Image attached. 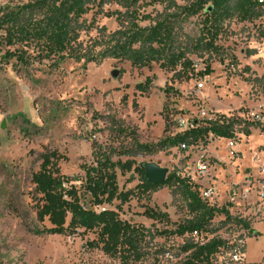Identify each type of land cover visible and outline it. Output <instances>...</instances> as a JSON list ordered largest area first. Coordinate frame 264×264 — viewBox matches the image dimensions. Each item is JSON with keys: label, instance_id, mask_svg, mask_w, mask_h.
I'll return each instance as SVG.
<instances>
[{"label": "rangeland", "instance_id": "rangeland-1", "mask_svg": "<svg viewBox=\"0 0 264 264\" xmlns=\"http://www.w3.org/2000/svg\"><path fill=\"white\" fill-rule=\"evenodd\" d=\"M28 1L0 0V7ZM186 2L179 0L180 4ZM261 12L262 16L254 22H241L237 17L227 21L217 43L220 53L190 54L196 72L203 71L208 64L213 70L208 76L192 78H174V72L164 71L156 64L138 68L115 59L89 64L66 60L59 68L49 67L47 61L23 66L15 58L4 57L8 49L15 48L4 45V32L0 30V264H121L117 258L89 246L94 234L35 233L48 226L38 220L40 196L32 181L42 154L48 151L63 157L59 162L62 174L70 180L68 184L80 188L85 177L82 166L94 162L96 144L117 153L133 154L139 151L137 143L158 144L174 137L181 131L177 128L179 120H203L200 112L207 110L242 120L236 126V158L229 154L228 139L210 135L206 147L191 152L182 153L173 147L121 159L134 160L135 166L141 168L149 163L158 164L168 169V176H189L194 160L206 152L211 156L212 168L208 176L198 178L196 183L201 194L207 188L214 189L208 202L217 208L229 203L233 186L251 176H264V120H252V113L264 109V8ZM91 17L92 14L87 16L89 21ZM97 25H105L110 31L117 28L114 20L103 17H98ZM200 28L199 17L183 23L179 41L191 45L199 37ZM95 35V30L83 33L81 40ZM149 78V91H138L137 84ZM249 125L248 137L244 130ZM113 157L120 158L117 154ZM140 182L134 171L122 175L118 170L121 190L134 189ZM138 197L125 204L120 215L155 234L144 243L147 255L143 264H181L186 238L156 232L175 230L178 223L191 217L182 189L166 186ZM146 207L167 213L169 223L144 217ZM250 210H244L238 202L232 204L230 219L218 215L212 225L217 232L210 237L238 243L247 229L236 220L257 223ZM233 253H224L220 259L233 260Z\"/></svg>", "mask_w": 264, "mask_h": 264}, {"label": "trees", "instance_id": "trees-1", "mask_svg": "<svg viewBox=\"0 0 264 264\" xmlns=\"http://www.w3.org/2000/svg\"><path fill=\"white\" fill-rule=\"evenodd\" d=\"M107 5L117 8L106 10ZM261 8H264V0H237L234 3L231 0H187L185 4H180L179 0H30L1 6L0 30L4 32L1 37L4 45L15 48L13 51L8 49L4 57L7 60L15 58L23 66L47 61L49 67L59 68L66 60L89 64L115 59L130 62L138 68H151L156 64L164 71L174 72V78L205 77L213 73L210 64L196 72V63L188 56L200 51L211 55L220 53L217 43L225 31V23L235 17L241 22H254L262 16ZM89 14H92L90 21ZM98 17L114 20L117 28L110 31L105 25H97ZM194 17L200 19L199 37L193 39L191 45L183 44L179 41L181 26ZM92 30L96 35L82 41V34ZM151 81L149 78L138 83L137 90L141 93L149 91ZM216 116V120H194V128L180 131L158 144L137 143L139 151L133 154L117 153L96 144L94 162L82 166L85 177L80 188L68 184L70 180L59 166L63 157L58 152L42 154V162L32 181L40 196L38 220L48 226L35 233L94 234L95 238L88 241L91 248L117 258L121 264H143L147 255L144 243L147 237L154 238L155 234L145 226L124 220L120 212L134 197L150 195L161 187L178 186L191 217L178 223L175 230L156 233L186 238L181 264H243L233 262L231 258L220 259L224 253L236 250L242 253L239 242L210 237L217 232L212 225L218 215L230 219L231 204L222 208L211 205L202 197L199 185L181 174L171 173L165 182L152 184L144 169L135 166L134 160L121 159L139 152L154 153L178 147L181 143L206 147L210 135L237 140L236 126L242 120ZM169 119L166 116L165 120ZM177 124L180 128V123ZM250 126L244 130L248 137ZM115 154L120 158L114 160ZM118 170L122 175L134 171L141 178L140 184L134 189L121 190ZM142 215L154 222L169 223L167 213L151 207H146ZM236 223L247 230L252 226L243 218Z\"/></svg>", "mask_w": 264, "mask_h": 264}, {"label": "built area", "instance_id": "built-area-1", "mask_svg": "<svg viewBox=\"0 0 264 264\" xmlns=\"http://www.w3.org/2000/svg\"><path fill=\"white\" fill-rule=\"evenodd\" d=\"M259 2H263V0H259ZM200 87H203V84H200ZM202 119L208 120H216L217 114L202 110L201 112ZM264 109L259 112L252 113L253 122H262L264 120ZM240 119V118H239ZM181 131L189 130L195 127L193 122L179 120ZM236 136L239 135L236 129ZM213 136V135H212ZM220 139V138H219ZM222 140V139H220ZM228 151L231 157L234 159L237 156V152L235 150V142L237 140L228 139ZM180 152L186 153L191 152L193 150L202 149L203 146H187L186 143H181L178 147H176ZM211 156H208L206 152H203L199 155V158L194 160V169L193 172L188 176L194 182L198 181V178H203L208 176L211 171ZM264 173V169L262 170ZM67 187V184H64ZM214 196V189L207 188L202 193V197L206 200L211 199ZM244 210H250V214L255 218V222H264V176L256 177L251 176L245 179L241 184L233 186L229 192V204L237 203ZM197 235V233H195ZM233 262H242L241 252L236 250L233 254Z\"/></svg>", "mask_w": 264, "mask_h": 264}, {"label": "crops", "instance_id": "crops-1", "mask_svg": "<svg viewBox=\"0 0 264 264\" xmlns=\"http://www.w3.org/2000/svg\"><path fill=\"white\" fill-rule=\"evenodd\" d=\"M242 235L239 240L242 263L264 264V222L254 223Z\"/></svg>", "mask_w": 264, "mask_h": 264}, {"label": "water", "instance_id": "water-1", "mask_svg": "<svg viewBox=\"0 0 264 264\" xmlns=\"http://www.w3.org/2000/svg\"><path fill=\"white\" fill-rule=\"evenodd\" d=\"M2 128H5V124H2ZM147 180L152 184H160L167 180L168 169L160 167L158 164L149 163L143 167Z\"/></svg>", "mask_w": 264, "mask_h": 264}]
</instances>
